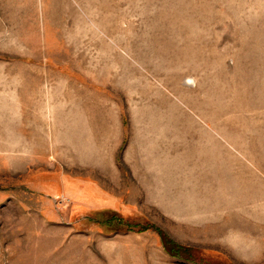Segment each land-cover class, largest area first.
Returning a JSON list of instances; mask_svg holds the SVG:
<instances>
[{
  "label": "rangeland",
  "instance_id": "obj_1",
  "mask_svg": "<svg viewBox=\"0 0 264 264\" xmlns=\"http://www.w3.org/2000/svg\"><path fill=\"white\" fill-rule=\"evenodd\" d=\"M0 264H264V0H0Z\"/></svg>",
  "mask_w": 264,
  "mask_h": 264
},
{
  "label": "trees",
  "instance_id": "obj_2",
  "mask_svg": "<svg viewBox=\"0 0 264 264\" xmlns=\"http://www.w3.org/2000/svg\"><path fill=\"white\" fill-rule=\"evenodd\" d=\"M108 214H110V215L105 217V218H110L109 222L112 221L113 219H115V221L117 222V224H119V226L121 228H124V229L139 228L137 230H145V229L155 230L160 235V238H161L163 245L165 246L166 250L170 254L179 255L181 253L186 252L187 247H181V246L177 245L174 241H172V239L168 238L158 227H156L153 224L143 225V224L133 223V222H130L129 220H126L122 217H114L117 215V213H115V212H109ZM116 218H119L120 221H118Z\"/></svg>",
  "mask_w": 264,
  "mask_h": 264
}]
</instances>
